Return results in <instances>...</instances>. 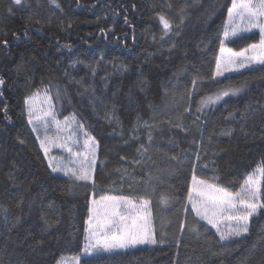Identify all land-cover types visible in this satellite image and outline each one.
<instances>
[{
	"label": "trees",
	"instance_id": "16d2710c",
	"mask_svg": "<svg viewBox=\"0 0 264 264\" xmlns=\"http://www.w3.org/2000/svg\"><path fill=\"white\" fill-rule=\"evenodd\" d=\"M234 1L0 0V264L81 254L103 194L170 204L181 237L80 264H264V63L214 75ZM41 91L98 144L92 181L52 171L26 109ZM257 172L243 235L194 216L193 175L236 193Z\"/></svg>",
	"mask_w": 264,
	"mask_h": 264
},
{
	"label": "rangeland",
	"instance_id": "374dc122",
	"mask_svg": "<svg viewBox=\"0 0 264 264\" xmlns=\"http://www.w3.org/2000/svg\"><path fill=\"white\" fill-rule=\"evenodd\" d=\"M226 21L214 72L216 77L264 63V0H235ZM256 30L260 33L256 42L235 51L229 47V40ZM217 98L212 96L208 101ZM26 104L30 122L52 171L92 181L98 144L87 134L82 123L74 116L61 118L56 115L48 93L35 92ZM261 175L262 172H257L248 177L236 193L193 175L189 200L196 208L193 209L194 216L218 229L223 239L243 235L262 204ZM90 208L81 254L63 256L59 264H80L81 257L96 252L179 240L184 226L171 215L176 211L170 204L154 205L148 199L138 201L126 195H93Z\"/></svg>",
	"mask_w": 264,
	"mask_h": 264
}]
</instances>
